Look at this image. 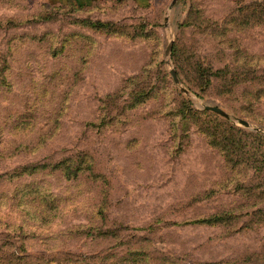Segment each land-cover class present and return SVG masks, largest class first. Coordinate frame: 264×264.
I'll use <instances>...</instances> for the list:
<instances>
[{
	"label": "rangeland",
	"instance_id": "obj_1",
	"mask_svg": "<svg viewBox=\"0 0 264 264\" xmlns=\"http://www.w3.org/2000/svg\"><path fill=\"white\" fill-rule=\"evenodd\" d=\"M0 264H264V0H0Z\"/></svg>",
	"mask_w": 264,
	"mask_h": 264
},
{
	"label": "water",
	"instance_id": "obj_2",
	"mask_svg": "<svg viewBox=\"0 0 264 264\" xmlns=\"http://www.w3.org/2000/svg\"><path fill=\"white\" fill-rule=\"evenodd\" d=\"M171 74L173 76V79L175 81H177V77H176L175 73L174 72H171ZM205 109L211 110V111H213L215 113H218L219 115H222V116H224L226 118H229V116L223 110H221L218 107H215V106H205ZM241 123H243L244 125H247V122H245V121H241Z\"/></svg>",
	"mask_w": 264,
	"mask_h": 264
}]
</instances>
